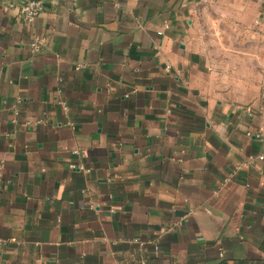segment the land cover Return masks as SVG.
I'll use <instances>...</instances> for the list:
<instances>
[{"label":"crops","instance_id":"0c3cea01","mask_svg":"<svg viewBox=\"0 0 264 264\" xmlns=\"http://www.w3.org/2000/svg\"><path fill=\"white\" fill-rule=\"evenodd\" d=\"M11 1L0 264H264V0Z\"/></svg>","mask_w":264,"mask_h":264},{"label":"built area","instance_id":"2783aa9c","mask_svg":"<svg viewBox=\"0 0 264 264\" xmlns=\"http://www.w3.org/2000/svg\"><path fill=\"white\" fill-rule=\"evenodd\" d=\"M9 6L15 8L17 10V12L19 13V15L22 16L27 21L33 20L43 10V5H42V2L40 0H27V1L21 2L19 4H16V3L11 1V2H9ZM159 33H161V32H159ZM41 41L42 40L40 38L35 37L30 42L29 45L33 50H36L39 47ZM16 115H17V110H14L13 117H12L13 122H15V116ZM74 152L77 153V150H74ZM71 167H73V168L77 167L80 169H84V167L81 165H78V166L77 165H71Z\"/></svg>","mask_w":264,"mask_h":264},{"label":"rangeland","instance_id":"374dc122","mask_svg":"<svg viewBox=\"0 0 264 264\" xmlns=\"http://www.w3.org/2000/svg\"><path fill=\"white\" fill-rule=\"evenodd\" d=\"M223 49H224V48H223ZM225 50H226V49H225ZM221 56H222V55H221ZM218 67L221 68V67H225V66H222V65L220 66V65H219Z\"/></svg>","mask_w":264,"mask_h":264}]
</instances>
